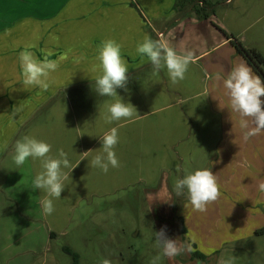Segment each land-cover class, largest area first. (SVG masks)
<instances>
[{
  "label": "rangeland",
  "instance_id": "obj_1",
  "mask_svg": "<svg viewBox=\"0 0 264 264\" xmlns=\"http://www.w3.org/2000/svg\"><path fill=\"white\" fill-rule=\"evenodd\" d=\"M181 2L165 22V40L177 51H193L196 61L175 85L166 69L153 74L147 61L131 70L128 90L117 93L136 107L133 121L105 123L106 105L116 98L98 96L94 81L60 90L49 85L53 96L44 105L18 106L22 84L4 60L0 264H72L65 249L79 256L78 264H150L159 252L153 231L167 225L170 238L185 240L178 217L197 236L195 251L159 264H220L230 256L235 264H264V193L257 189L264 181V132L243 139L238 115L230 119L226 108L223 82L214 79L216 72L226 76L235 64H247L240 47L264 58V0H209L202 14L197 0ZM36 6L33 0H0V26ZM111 127L119 129L120 167L105 174L89 162ZM25 135L51 144L54 157L63 148L73 166L80 162L48 216L39 204L45 194L30 187L40 161L29 158L17 169L12 159L15 141ZM202 168L215 173L222 195L199 213L186 197H176L173 184ZM195 252L205 262L194 259Z\"/></svg>",
  "mask_w": 264,
  "mask_h": 264
},
{
  "label": "clouds",
  "instance_id": "obj_2",
  "mask_svg": "<svg viewBox=\"0 0 264 264\" xmlns=\"http://www.w3.org/2000/svg\"><path fill=\"white\" fill-rule=\"evenodd\" d=\"M231 2V0H228ZM31 46L20 51L18 55L19 75L18 81L22 84V90L28 91L33 88L47 90L50 85L52 74L67 58L62 55L59 59H49L48 55L43 59L38 58L30 50ZM123 45L114 39L108 38L101 41L97 47L95 62L85 73L95 83V93L100 97L116 98L113 103L106 105L104 121L113 124L121 120L133 121L139 114L134 105L125 102L118 95L117 89L127 91L129 82V65L122 54ZM135 54L151 64L153 74H158L162 69L167 70L171 84L175 85L185 79L189 66L195 63L196 56L191 50L177 51L165 39H153L145 34L142 41L138 42ZM83 71V70H82ZM216 81L223 82L225 94L228 97L227 109L231 114L238 115V124L243 131V139L264 132V78L255 75L252 69L245 63L235 64L226 76L221 72L214 74ZM221 109L225 107H221ZM232 121V120H231ZM81 136V135H80ZM101 141L100 151L89 162L92 168H98L107 174L110 168L120 167V161L115 148L119 143L118 127H111L99 137ZM13 162L17 169L21 168L31 158L39 160L41 171L31 180V189L40 190L45 195L39 201L45 216L54 211V200L61 198V193L69 179L73 166L69 160V154L63 148L57 150L56 156L50 155L52 145L38 140L35 137L25 135L15 141ZM69 169L70 172H64ZM257 189L264 193V181L258 183ZM173 192L176 197H186L194 212L204 213L210 204L216 202L222 195L217 177L211 168L196 169L185 172L182 178H177L173 184ZM154 247L159 250L150 264H159L162 258L169 259L192 253L197 236L194 233H186L185 240L178 243V239L167 235V225L159 231H153ZM102 264H112L109 259H103ZM220 264H235V257L230 256L221 259Z\"/></svg>",
  "mask_w": 264,
  "mask_h": 264
},
{
  "label": "crops",
  "instance_id": "obj_3",
  "mask_svg": "<svg viewBox=\"0 0 264 264\" xmlns=\"http://www.w3.org/2000/svg\"><path fill=\"white\" fill-rule=\"evenodd\" d=\"M177 1L33 0L37 8L23 9L8 24L0 26V66L4 68V62L11 61V75L18 77V55L31 46L30 50L40 59L49 53V59L66 55L52 74L50 86L54 90L92 82L85 73L95 62L101 41L111 38L123 45L122 54L130 72L146 62L135 54L136 45L145 34L166 39L165 22L177 11ZM16 92H20L19 97L25 95L17 100L18 106L24 107L42 106L53 96L47 94L48 89L24 91L22 85Z\"/></svg>",
  "mask_w": 264,
  "mask_h": 264
},
{
  "label": "trees",
  "instance_id": "obj_4",
  "mask_svg": "<svg viewBox=\"0 0 264 264\" xmlns=\"http://www.w3.org/2000/svg\"><path fill=\"white\" fill-rule=\"evenodd\" d=\"M182 1H184V0H182ZM197 1L201 5L200 13L202 14L203 9L209 5V0H197ZM177 2H178L177 3L178 7H182L184 5V3L181 2V0H178ZM203 17L206 18L207 16L204 15ZM237 52H239V54L244 58L246 63L253 69V71L258 76H260L261 78H264V58L262 57L261 54H259L254 49H245L243 47L238 48ZM177 220H178V223L180 225L181 232L184 235H186L187 231H186V228L184 226L183 218L178 217ZM65 250H66V253L72 257V259H73L72 264H78L79 256L77 254L73 253L71 250H68V249H65ZM193 258L200 260L202 262H205V257L202 256L201 254H199L198 252L193 253Z\"/></svg>",
  "mask_w": 264,
  "mask_h": 264
}]
</instances>
